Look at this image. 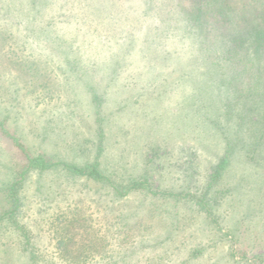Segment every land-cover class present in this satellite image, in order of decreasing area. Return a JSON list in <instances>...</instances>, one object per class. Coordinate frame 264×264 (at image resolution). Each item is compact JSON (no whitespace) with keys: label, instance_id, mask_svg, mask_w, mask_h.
Instances as JSON below:
<instances>
[{"label":"rangeland","instance_id":"rangeland-1","mask_svg":"<svg viewBox=\"0 0 264 264\" xmlns=\"http://www.w3.org/2000/svg\"><path fill=\"white\" fill-rule=\"evenodd\" d=\"M188 1L0 0V264H264L252 123L214 173L253 99L207 60L218 20Z\"/></svg>","mask_w":264,"mask_h":264},{"label":"trees","instance_id":"trees-1","mask_svg":"<svg viewBox=\"0 0 264 264\" xmlns=\"http://www.w3.org/2000/svg\"><path fill=\"white\" fill-rule=\"evenodd\" d=\"M180 11L187 19L193 17L194 22L197 21L198 24L203 23L207 15L218 20L215 28H220V31L216 33L213 32L214 28H201L205 37L204 41H211L216 45L214 48H207L206 55L209 57L206 58L207 60L216 58V68L221 71L218 75L227 74L230 82L228 91L236 94L237 104L247 95L253 99V102L239 115L240 122H236V130L230 136L232 138L226 136V150L214 168V173L218 175L227 166L234 151L237 148H245L246 143L242 135L245 123H252L251 137L254 140L249 146L252 148V155L261 145L262 147L264 145V0H189ZM252 90H254L253 93H251ZM227 105L230 107V104ZM250 109L257 111L252 114ZM60 164L73 175L91 178L100 183L110 181L109 177L101 171L98 161L78 166L48 162L43 156L29 159V166L40 170ZM142 184V182H135L129 189ZM202 202L203 204L200 202L201 207L205 208L206 202ZM34 256L36 255L33 253L29 254L27 264H41ZM63 261L72 264L67 257H64ZM79 261L76 263L78 264ZM84 262L85 260H82V264Z\"/></svg>","mask_w":264,"mask_h":264}]
</instances>
